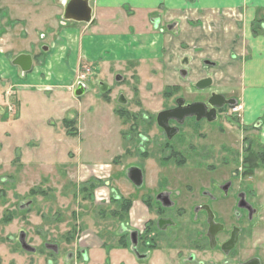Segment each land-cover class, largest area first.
<instances>
[{"label": "rangeland", "instance_id": "1", "mask_svg": "<svg viewBox=\"0 0 264 264\" xmlns=\"http://www.w3.org/2000/svg\"><path fill=\"white\" fill-rule=\"evenodd\" d=\"M59 4L58 0H21L20 7H10L8 13L6 12L0 19V50L7 54L10 51V66L15 69L16 66L11 60L18 52L25 51L36 56L35 68L27 73L18 72V78L14 79L16 83L10 80V76H0V220L5 215L16 213L10 224L0 221V264H48L44 259L47 250L44 248L43 238L66 247L62 236L64 237L75 225L79 226L81 231L90 232V235L82 240L81 245L93 243L98 234L109 246L107 249L103 245L101 253L117 247L113 248V253L118 256V253L124 250V247L118 245L122 235L121 229L129 220L120 222L112 214L115 205L109 204L107 200H98L102 195H106L108 189L102 188L99 195H96L98 199L95 198L94 201L87 200L85 194L80 192L81 187L95 180L92 173L98 171L101 174L105 173L102 168L106 166L102 164L106 163H111L112 167L108 169L112 171V183L123 197L139 200L143 198L144 190H135L128 179L131 167H139L143 173L146 171L151 187L162 183V186L170 188L171 192L178 193L177 211L174 207L167 213L175 216L179 226L163 232L160 238H157V245L160 248L159 252L167 253L169 248H174L182 255L188 256L194 251L192 240L201 236L198 231L204 229L203 224L192 223V207L205 201L199 194L204 187L203 184L209 186L205 184V179L222 180L223 177L219 179L218 174L220 168L215 172L212 170L224 163L227 153L232 154L223 146L239 145L242 133L237 130V124L240 123V117L232 113L238 110L232 107L234 109L229 110L232 116L214 122V128L211 130L207 131L205 127H200L192 132L195 133L192 148L176 146L183 163H177L175 159L166 160L165 156L168 155L169 149L166 147L162 149L164 142L154 117L165 107L174 104V100L163 96L164 85L160 84L159 78L150 82L151 75H154L151 66L155 67L156 63L144 62L140 67V75L134 67L125 73L119 70L126 79L124 86L120 88H127L123 95L128 101L120 103L114 100L108 103L101 95L100 84L117 82L115 74L110 73L116 71V68L107 62L105 59L107 54L104 51L92 43L89 44L87 38L83 40L82 35L77 40L75 35L64 38V35L61 37L62 30L58 34L61 35L59 40L58 36H50L49 26L55 23L56 28L58 22L60 26L62 25L60 19L63 5ZM56 10H59L60 14L55 16ZM187 10L191 9L185 8L181 21L194 25L191 18L195 16H191ZM166 14L169 19L165 20L171 22L170 13ZM16 18L22 20L15 21ZM258 22L256 23L259 26ZM68 24L67 27L70 26L69 29L74 31L76 23L70 21ZM205 28L209 29L206 23ZM259 28L262 32L261 26ZM5 36L7 40L4 39ZM53 42H56L53 50L50 48L46 53L40 49L42 44L50 47ZM61 46H66V49L65 47L60 49ZM64 51L66 53L61 64L55 61L52 68L45 66L47 58L54 55L59 57ZM43 52L46 55H42ZM94 63L97 66L93 67ZM72 67H75V73ZM62 69L66 70L65 74L61 76L62 79H58L60 77L58 73ZM0 70L3 73H10L8 67L2 65ZM33 75L39 76L33 79L31 77ZM82 75L85 76V80L81 81L85 90L84 94L79 96L75 93L79 85H75L80 80L78 77ZM47 76L52 79H47ZM27 77L29 80H26ZM29 81L32 83H26ZM137 84L144 87L143 100L139 94L137 96L134 93ZM218 85L221 86L220 82H217ZM228 87L232 90L229 92L224 90L223 93L240 99L236 106H243L244 84L234 81L229 83ZM218 89L220 91L221 88ZM196 95L195 92L188 93L187 97L193 99ZM121 107L127 110L123 112L126 115L117 114V109ZM136 113L139 114L137 120ZM142 115L145 116L144 121L140 120L143 118ZM64 119L75 121L74 136L69 134ZM149 121L152 122L151 127ZM134 124L137 128L135 131L139 129L143 134L150 135L151 142L147 147L139 144L138 134L132 135L128 132ZM157 131L159 137L156 138ZM180 137L181 135L175 141ZM186 138L183 137L184 140ZM145 150L147 156L153 160L145 161V157L142 156ZM236 165L233 168H236ZM238 165L239 168L240 164ZM255 168L264 198V168L260 161ZM162 173L165 175L162 176ZM34 188L42 189L45 195L31 196L30 190ZM179 208L181 212L177 213ZM217 210L219 215L225 217L226 223L232 220L230 215L233 211ZM152 214L156 216L155 212ZM199 214L201 215L199 220H204L205 215ZM262 215L264 217V211ZM262 221L263 226L256 228L255 237L264 242V219ZM130 224L132 226H128L132 229L140 230L145 227L143 221L135 219ZM22 228L32 236L31 245L38 247L41 254H26L18 246L15 238ZM150 229L153 230L154 227ZM126 236L127 234L124 237ZM243 243L247 245L248 240L245 239ZM69 247L74 248L73 245ZM196 250L199 257L205 255L203 250ZM100 251L94 250L92 255L99 256Z\"/></svg>", "mask_w": 264, "mask_h": 264}, {"label": "flooded vegetation", "instance_id": "2", "mask_svg": "<svg viewBox=\"0 0 264 264\" xmlns=\"http://www.w3.org/2000/svg\"><path fill=\"white\" fill-rule=\"evenodd\" d=\"M60 20V23L68 24L67 21H63L62 19ZM149 22L152 24V28L162 35H165L170 31H174L180 26L179 22L173 20L171 22L166 21L162 12H159L155 15H150ZM45 47H48V45L42 44L40 49L44 50ZM32 56L35 62L36 56ZM185 59L183 62V67L179 70V73L183 79H190L192 72L190 66L188 65L189 62H187L188 59ZM131 60L138 61V59L135 58L127 61H118V63L123 62L121 70H123L124 73L126 71L129 72L128 70L133 67L137 70L138 62H130ZM204 60L203 68L206 69L208 66H210V61L207 60V58ZM109 70L107 74H109ZM110 73L115 74V78L117 79L118 83H101L100 91L102 97H104L105 101L108 103L114 102V100L119 101L120 103H127L128 99L123 95L127 88H120L124 86L123 83H125L126 79H124L119 70L112 71ZM206 78L211 77H203L199 81L193 83L191 86H189L190 83L184 85H164L162 89L163 96L166 99L172 98L174 100V104L165 107L163 110L177 108V100L179 98H184L186 100V104L193 102L206 103L208 109L207 112L209 113L211 110L209 99L213 93L220 92L210 89L214 84L213 78H211L212 83L210 86L205 87L204 84H200V87H197V85ZM82 80H79L78 84L75 86L80 84L84 87V83L81 82ZM128 84L130 85V83ZM167 88H172L171 92H173V94L169 97H166L165 95ZM209 89L211 91H209ZM194 92L197 93V95L193 99H188V93ZM134 93L137 96L139 94V97L141 98L139 84H137V87H135ZM224 95L227 99H235L236 105H238L240 99L227 94ZM232 107L233 106L229 104H225L223 107L218 108L217 111H215V119L213 121L208 119V114H206V112H204L203 115L207 116L197 119L196 115L186 116L184 115V112L177 111L175 118L169 120L170 127L175 129L172 136H169L167 131L163 127L159 126L157 121L159 112L156 114V117H154V122L158 130L161 132L160 136H162V140L164 142L162 149L165 147L169 149L167 152L168 155L165 156V159L169 161L171 159H175L177 163H183L184 161H182L183 158L181 155H179L180 151L176 149V146H190L192 148L195 140V133L192 132L200 127H205V130L207 131L211 130L214 128V122H217L219 119L225 117L229 119L232 116V113L240 117V123L237 124V130L242 133V136L238 146L232 147L228 146L227 144L223 146L227 150H230L232 154L229 155L227 153V155L224 157V163L219 164V167H215L214 170H212L215 172L220 168L218 174L219 179L223 177L222 180L219 181L215 178L205 179V184L207 183L209 186L206 187L203 184L204 187L199 192V194L205 198V201L199 204H194L192 207V223L203 224L204 229L201 231L202 233L198 231V234H201V236L199 235L192 240L191 245L194 247V251L188 256L182 255V253H179V251L174 248H169L167 253L159 252L160 248L157 245V238H160V235L163 232H167V230L170 228L174 229V227L179 226V221H177L175 216L167 213L172 208L176 207L178 193L171 192V189L165 187V185L162 186V183L151 187V185L148 183V173L146 171L143 173V183L141 186H136L128 177L135 190H144L142 201L150 212V218L145 222V227H143V229H141L137 234L136 249L138 251L132 250L133 244L131 234L136 230L129 228V231H127L128 228L125 225L122 226L126 228L125 231L127 232V237L131 243L128 249L133 251L131 253L135 257L137 264H214L215 262H220L221 264H264V242H261L259 238L255 237L256 228L263 226L262 219H264L262 215L264 211V198L260 191V183L256 175L257 170H255V165L258 164L259 161L262 163L264 168V141L261 140L260 136V130L264 121V114L262 119L249 124L244 121L242 111L243 106H235V110L238 111H231L232 113H229V110H231ZM117 111H121L123 113L127 110L121 107L120 109H117ZM129 114L130 113L128 112V115ZM142 117L143 118L140 120L144 121L145 116L142 115ZM135 118L136 120L139 119L138 113H136ZM149 123V127H151L152 122L149 121ZM136 129L137 128L135 124L131 125L128 132L132 135H135V133L138 134L139 144H144V146L147 147L151 142L150 135L143 134L141 130L139 131V129L135 131ZM157 134L158 131L155 133L156 138L159 137ZM179 135H181L180 139L175 141ZM183 137L187 138L184 140ZM255 138H257L258 141H256ZM146 152L147 151L145 150L142 154V156H144L146 159L145 161L148 162L149 160H153L151 157L147 156ZM174 152L176 153V156H174ZM107 164L112 167L111 163ZM235 164H237L236 168H233ZM238 164H240L239 168ZM252 166L255 170H253V172L250 171V167ZM157 174L160 173L157 172ZM161 175L164 176L165 174L162 173ZM162 180H166V178H162ZM94 182L97 183V186L94 188L90 198L93 201L95 198L98 199V196H96V191L101 190L102 188L108 189V191L103 189V191H106V195L98 200L107 199V202L112 204L115 199H121L123 197L120 195V193H118L119 191L117 192L115 185L112 183V171L111 175L107 178L95 176ZM82 188L83 187L80 188V192H82ZM30 195L42 196L41 193H33L32 189L30 190ZM125 198L132 199L131 197ZM165 203H168V205ZM204 205L209 206L214 213L213 219L215 225L213 227H211L209 223L207 211L202 208ZM136 208L138 209L137 204L133 208V213H136ZM217 209H223V211H233V213L230 215L232 220L226 223L225 217L219 215ZM153 211L156 213V216L152 214L154 213ZM175 211H177V207ZM179 212H181L180 208L178 209L177 213ZM194 213L196 215H194ZM199 213H203L205 215L204 220H199V218H201ZM15 216L16 213L10 216L5 215L1 220H3V222L6 224H10ZM8 217L9 220L5 219ZM160 219L163 220L161 224H159ZM166 219H170L169 223L166 222ZM151 227H154V229H150L149 231V228ZM82 232L83 231H81L79 226H72V228L67 231V233H65L64 237L62 236V241L65 242L66 247H62L58 243L46 241V239L43 238V245L47 250L45 252L44 259L47 260L48 264H113L109 254L111 249L106 251V255L101 260L100 258L92 255V247L90 244L86 243L85 246L81 245L82 240L88 237L83 236ZM233 232L235 234V238H233ZM247 233L250 234L246 235ZM47 238L51 240L50 237ZM245 239L248 240L247 245H244L243 243ZM15 240L18 243V246L26 254H41V251H39L38 247L31 245L32 236H30L29 232L24 228L20 229ZM70 245H73L74 248H70ZM196 249L203 250L205 255L199 257ZM119 264H127V262L125 260H120Z\"/></svg>", "mask_w": 264, "mask_h": 264}, {"label": "crops", "instance_id": "3", "mask_svg": "<svg viewBox=\"0 0 264 264\" xmlns=\"http://www.w3.org/2000/svg\"><path fill=\"white\" fill-rule=\"evenodd\" d=\"M65 1L58 0V4L62 3L63 5ZM17 3L19 4L17 5ZM20 4L21 0H8L7 2L0 0V19L6 12L8 13L10 7H20ZM91 5L93 7L91 23L74 24L76 31H71L70 26L67 27L69 24L61 23L60 26L59 22L54 28V23L48 28L51 29L50 36L57 37L62 30V36H59L63 37L64 35V38L75 35L77 40L82 35L83 40L87 38L89 44H94L107 54L105 59L116 70H121L123 65V62L118 63V61L135 58L138 61L131 60L130 62H138L137 71L140 75V67L144 65V62L156 63L155 67L151 66L154 75L148 77V79L151 77L150 82L159 78L160 84L163 85L190 83L189 86H191L203 77H211L214 84L210 89L223 93L224 90L225 92L232 90L228 87L229 83L240 81V84H244L245 92L242 110L244 121L250 124L262 119L264 114V0H92ZM187 7L191 9L187 10L190 11L191 16H195L191 18L194 25L181 21L183 11ZM58 9L60 8L58 7ZM22 10L21 8L20 11ZM159 12H162L165 19H169L166 13H170V19L179 22V28L165 35L155 31L149 18L150 15ZM57 14H60L59 10H56L55 16ZM16 19L15 21L22 20V18ZM257 21H259L258 24L261 26L262 32L254 35L253 27ZM205 23L208 24L209 29L205 28ZM4 39L7 40V36ZM1 40L3 39L1 38ZM165 42L171 44L168 45ZM55 46L56 42H53L49 50L50 48L53 50ZM64 47L66 49V46H61L60 49ZM118 51H121L122 54ZM4 52V50H0V66L8 67L10 73H3L0 70V76H10V80L16 83L14 79L18 78L17 73L21 70L18 67L13 69L10 66V51L8 54ZM20 53L28 52H18L15 55ZM65 53L66 51L59 57L54 55L47 58L45 66L53 67L55 61H59L61 64L64 61ZM185 58L188 59L187 62H189L188 65L192 72L190 79H183L179 73ZM206 58L210 61V66L204 69L203 62ZM148 64H146L147 67ZM94 66L97 64L94 63ZM72 68L75 73V67ZM65 71L64 69L59 71L58 79H62L61 76L65 74ZM31 77L35 79L38 78V75ZM52 77L47 76V79H52ZM237 78L239 79L236 80ZM26 80H29V77ZM217 82H220L221 86H217ZM26 83L31 84L32 82ZM143 89L144 87H141L140 84L141 99ZM210 89L209 91H211ZM260 136L264 141V121ZM136 204L138 209L136 208V213H133ZM149 218L150 212L143 201L139 198L134 199L129 212V222L125 225L128 228L127 231L130 228L128 225H131L130 222L134 219L143 221L144 224ZM121 230V236H125L126 228L122 227ZM140 230L138 229V231ZM82 235H90V232L83 231ZM125 239L129 238L126 236ZM103 243V238L97 234L93 243L89 242L88 244L91 245L92 251H100L104 247ZM113 248L109 252L113 264H119L120 260H125L127 264H137L131 249L118 248L123 251H118L121 253H118L117 256L113 253ZM98 255L95 257L102 260L106 252L101 253L100 251Z\"/></svg>", "mask_w": 264, "mask_h": 264}, {"label": "water", "instance_id": "4", "mask_svg": "<svg viewBox=\"0 0 264 264\" xmlns=\"http://www.w3.org/2000/svg\"><path fill=\"white\" fill-rule=\"evenodd\" d=\"M92 0H66L63 4V21H73L77 23H91L93 21V7L91 5ZM48 47H45L44 50L48 51ZM209 63V62H208ZM12 64L15 66H19L23 72H29L33 68V56L28 53H22L17 55L13 60ZM212 83L211 78L203 79L198 85L204 84L205 87L210 86ZM202 87V86H201ZM77 95H82L84 93V88L82 85L75 90ZM178 107L174 109L163 110L158 113L157 121L159 126L163 127L169 136H172L174 133V128H171L169 125V120L175 118L177 111L184 112L186 116L196 115L197 119H201L204 116V112L208 114V119L213 121L215 118V111L218 108L223 107L225 104H229L231 106L236 104L235 99H227L226 96L222 93H213L211 98L209 99V105L211 106V110L208 113L207 104L204 102H193L186 104V100L184 98H179L177 100ZM129 179L136 185L141 186L143 183V172L139 167H131L128 171ZM168 205V203H165ZM208 213V220L213 227L215 225L214 222V213L209 206L204 205L202 207ZM170 219H166V222L169 223ZM163 222L162 219L159 220V224ZM137 231H134L132 236L133 242V250L138 251L136 249L137 245ZM233 238H235V234L233 232Z\"/></svg>", "mask_w": 264, "mask_h": 264}, {"label": "trees", "instance_id": "5", "mask_svg": "<svg viewBox=\"0 0 264 264\" xmlns=\"http://www.w3.org/2000/svg\"><path fill=\"white\" fill-rule=\"evenodd\" d=\"M261 31H260V28L259 26L257 25V23L254 24V27H253V34L254 35H258L260 34ZM46 55L45 52L42 53V55ZM172 88H167L166 91H165V95L166 97H169L170 95L173 94V92H171ZM176 92V91H175ZM117 114L119 115H123V113L121 111H116ZM64 123L65 125L67 126L68 128V132L69 134L71 135H75L76 133L74 132V125H75V121L74 120H69V119H64ZM174 156H176V153L174 152ZM183 161V160H182ZM181 162V161H179ZM253 166L251 167V172H253ZM95 181V180H94ZM94 181H89L87 184H85L83 186V188L81 189V191L85 194V198L87 199H90L91 196H92V193H93V190L94 188L97 186V183H95ZM32 192L33 193H41L42 195H45V191H43L42 189H32ZM113 204L115 205L113 210L112 211V214L120 221V222H124L126 220H128L129 218V212H130V209L132 207V204H133V199H129V198H125V197H122L121 199H115L113 201ZM5 219H8L9 220V217L8 218H5ZM149 231H150V228H149ZM130 241L125 239L124 236H121L118 240V245L120 247H124V248H128L130 246ZM103 245L108 249L109 246L108 244L104 241Z\"/></svg>", "mask_w": 264, "mask_h": 264}, {"label": "built area", "instance_id": "6", "mask_svg": "<svg viewBox=\"0 0 264 264\" xmlns=\"http://www.w3.org/2000/svg\"><path fill=\"white\" fill-rule=\"evenodd\" d=\"M80 78H85L84 75H82ZM103 166H106V167H103L102 169L105 170V173H99V171L97 173H92L93 176H97V177H104V178H107L111 175V171L108 169L110 168L111 166L109 164H102ZM99 191H96V195H99ZM102 194V192H101ZM105 195H102V197H104ZM100 197V199L102 198ZM104 200H107V199H104ZM108 201V200H107Z\"/></svg>", "mask_w": 264, "mask_h": 264}, {"label": "bare ground", "instance_id": "7", "mask_svg": "<svg viewBox=\"0 0 264 264\" xmlns=\"http://www.w3.org/2000/svg\"><path fill=\"white\" fill-rule=\"evenodd\" d=\"M20 54H22V53H20ZM18 55H19V54H18ZM16 56H17V55H16ZM16 56H15V57H16ZM13 59H14V58H13ZM13 59H12V60H13ZM12 60H11V62H12ZM14 66H15V65H14ZM16 67H17V66H16ZM79 85H80V84H79ZM78 87H79V86H78ZM78 87H77V88H78ZM84 90H85V89H84ZM83 94H84V93H83ZM83 94H82V95H83ZM235 106H236V104L233 105V107H235Z\"/></svg>", "mask_w": 264, "mask_h": 264}]
</instances>
